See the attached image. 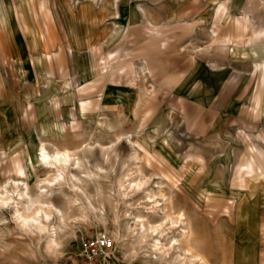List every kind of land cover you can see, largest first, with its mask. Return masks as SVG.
<instances>
[{"label": "rangeland", "instance_id": "1", "mask_svg": "<svg viewBox=\"0 0 264 264\" xmlns=\"http://www.w3.org/2000/svg\"><path fill=\"white\" fill-rule=\"evenodd\" d=\"M0 199V264H264V0H0Z\"/></svg>", "mask_w": 264, "mask_h": 264}, {"label": "bare ground", "instance_id": "2", "mask_svg": "<svg viewBox=\"0 0 264 264\" xmlns=\"http://www.w3.org/2000/svg\"><path fill=\"white\" fill-rule=\"evenodd\" d=\"M40 158H41V161L42 163L44 164H47L49 163L50 161H54L55 163H63L65 165L69 164L71 162V157L68 153H56L55 155L51 156L47 150L42 146L41 150H40ZM138 189H140V186H136ZM0 203H3V204H7V200H2L0 199ZM39 212H36L34 214V216H32L31 220H33L34 222L37 221L35 219L36 215L38 214ZM180 218H183V215L179 216V218L177 219V221H175L174 219H171L172 220V225H177L178 224V221L180 220ZM47 220H49V216H47ZM140 222V229L138 231H140L137 235L141 236V239H140V243L143 244L144 243V240H146V234L147 232H150L151 234H159L161 238H163L165 235H166V231L163 230V226L162 225H158V226H150L148 224L147 221H140V219H138ZM161 230V231H160ZM40 231L41 232H47L48 231V227L47 226H41L40 227ZM188 235L187 233V230H184V234H183V237L186 238ZM178 241H176L177 243ZM139 243V244H140ZM49 245L51 248H53L54 246H58V242L54 239H52L50 242H49ZM152 248L159 252L162 256L164 255H167V252L165 250V246L164 244L161 242L160 239H157L154 243V245L152 246Z\"/></svg>", "mask_w": 264, "mask_h": 264}, {"label": "built area", "instance_id": "3", "mask_svg": "<svg viewBox=\"0 0 264 264\" xmlns=\"http://www.w3.org/2000/svg\"><path fill=\"white\" fill-rule=\"evenodd\" d=\"M75 264H116L114 243L106 234L83 241L75 254Z\"/></svg>", "mask_w": 264, "mask_h": 264}]
</instances>
